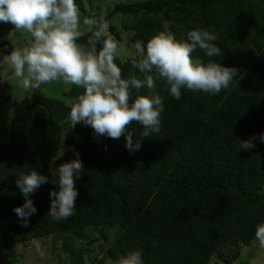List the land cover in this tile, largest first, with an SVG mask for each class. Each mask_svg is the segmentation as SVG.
<instances>
[{"label": "trees", "instance_id": "16d2710c", "mask_svg": "<svg viewBox=\"0 0 264 264\" xmlns=\"http://www.w3.org/2000/svg\"><path fill=\"white\" fill-rule=\"evenodd\" d=\"M75 2L83 16L91 15V2L89 11L85 0ZM104 13L111 35L120 40L121 33L128 34L130 47L136 40L147 42L157 30L167 29L178 40L197 27L214 32L221 54L212 59L239 69L243 79L218 95L182 89L179 100L157 82L165 109L162 127L144 138L143 126L133 122L128 131L141 143L134 154L123 138H94L84 124L65 137L70 105L26 93L2 130L0 249L14 262L18 245L52 238L62 240L59 250L69 264H84L85 253L75 244H92L93 233L106 240V231L114 230L94 264H113L128 251H139L143 264H236L255 241L256 225L264 222V142L259 139L264 134V0H123ZM1 29L15 30L10 23H0ZM88 36L79 42L87 43ZM11 50L9 42L0 41L2 54ZM193 55L204 57L199 50ZM131 59L114 61L124 78L139 75ZM82 91L70 85L63 96L71 99ZM252 137L255 147L241 149L239 141ZM74 152L84 166L75 184L76 212L56 221L48 216L50 192L59 191L50 169L75 159ZM30 169L49 183L30 195L37 212L22 227L13 211L25 202L16 179L19 171Z\"/></svg>", "mask_w": 264, "mask_h": 264}, {"label": "clouds", "instance_id": "9594fccd", "mask_svg": "<svg viewBox=\"0 0 264 264\" xmlns=\"http://www.w3.org/2000/svg\"><path fill=\"white\" fill-rule=\"evenodd\" d=\"M0 23H10L15 29L11 34H24L30 41L12 45L10 54L0 61V69H11L19 85L33 91L53 82L82 89L68 101L70 128L84 124L93 130L94 138H123L125 148L133 154L141 148L140 140H134L128 131L133 122L143 126L144 138L161 130L165 109L157 82L179 100L182 89L218 95L235 79H243L239 69L212 59L221 54L213 43L217 36L199 27L180 40L167 29L157 30L147 42L136 40L127 55L139 75L130 73L124 78L114 61L125 52V45L111 35L105 13L85 15L81 20L75 0H0ZM85 36L87 43L79 42ZM197 50L203 52V58L193 55ZM254 139L239 141L240 148H254ZM259 139L264 142V134ZM74 155L75 159L50 169L51 183L59 191L50 192L48 216L56 221H66L76 212L75 184L84 166L79 153ZM45 183L49 178L34 169L18 172L16 185L25 202L13 211L23 220L22 227H27L28 218L37 212L30 195ZM255 240L264 249V222L256 225ZM113 264H143L142 255L128 251Z\"/></svg>", "mask_w": 264, "mask_h": 264}, {"label": "rangeland", "instance_id": "374dc122", "mask_svg": "<svg viewBox=\"0 0 264 264\" xmlns=\"http://www.w3.org/2000/svg\"><path fill=\"white\" fill-rule=\"evenodd\" d=\"M123 0H85V7L89 11V3H92V8L90 14L104 13L108 6L112 7L115 3ZM128 1V0H124ZM136 1V0H133ZM81 13V20L83 19ZM118 31L121 29L120 22L116 23ZM15 30L13 29H1L0 30V41L5 40L11 45L22 46L25 45V35L24 34H11ZM120 32V31H119ZM120 40L125 45V52L120 56L121 58L129 57L127 55V50L131 49L128 44V34L121 33ZM25 41H24V40ZM30 42V41H29ZM28 42V43H29ZM6 56L0 51V61ZM70 85H64L62 83L53 82L51 84L41 85L40 90L25 89L21 87L18 83L17 78L12 74L11 69H0V142H3L4 133L3 128L8 125L11 112L15 102L25 96L26 93L29 95L34 93H39L45 96L53 97L59 100H63L68 104L69 98L63 96V92L67 90ZM7 96L8 100H3V96ZM66 124L65 122L62 124ZM70 124L64 127L63 135L66 137L72 132L73 128H70ZM72 150V149H71ZM61 153H68L67 147H65ZM107 239L104 240L100 234L93 233L92 238L96 239L92 244H87L85 242L74 243L77 251H82L84 255V264H94L91 262L99 261L103 255V249L101 245L107 247L110 240L114 236V230L106 231ZM62 244V240L53 242L52 238L41 239L38 241H31L23 245L17 246V252L14 257V262L11 257H9L2 249H0V264H58L59 260L65 264L67 262V255L62 253L59 248ZM60 256V259H58ZM264 264V249L259 247L258 241H254L250 247H245L242 250L240 258L237 260L236 264ZM67 264H69L67 262ZM111 264V263H106ZM209 264H216L214 261Z\"/></svg>", "mask_w": 264, "mask_h": 264}]
</instances>
